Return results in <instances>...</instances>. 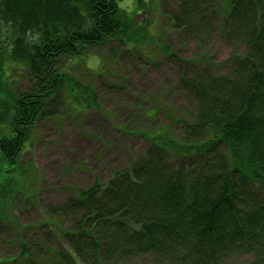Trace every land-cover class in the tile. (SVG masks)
<instances>
[{"label": "trees", "instance_id": "16d2710c", "mask_svg": "<svg viewBox=\"0 0 264 264\" xmlns=\"http://www.w3.org/2000/svg\"><path fill=\"white\" fill-rule=\"evenodd\" d=\"M121 1L0 0V221L30 195L14 180L47 110L62 95L78 110L98 105L96 91L61 72V62L115 39L140 44L132 17L143 0H134L130 14ZM175 1L173 18L184 39L202 37L219 19L215 0ZM225 4L218 30L232 50L225 62L206 65L165 50L184 94V116L140 134L141 157L106 183L77 190L36 224L46 261L32 260L27 240L0 264L143 257L154 264H231L244 256L264 264V0ZM3 59L25 70V90L7 89Z\"/></svg>", "mask_w": 264, "mask_h": 264}, {"label": "rangeland", "instance_id": "374dc122", "mask_svg": "<svg viewBox=\"0 0 264 264\" xmlns=\"http://www.w3.org/2000/svg\"><path fill=\"white\" fill-rule=\"evenodd\" d=\"M214 4L219 19L202 31V37L184 39L173 18L178 12L175 0H143L132 17L134 30L141 36L134 49L115 39L87 49L80 59L61 62V72L96 91L98 105L78 110L62 95L63 100L37 122L27 151L20 158V176L14 180L30 195L0 221L5 224L0 227V258L17 255L20 243L32 240V260L46 261V253L39 252L42 241L36 235V224L45 221L77 190H86L95 181L106 183L115 171L141 157L146 142L140 134L157 133L184 116V94L178 91L176 70L172 61H167L165 50L186 61L206 65L225 62L232 50L218 30L227 7L225 0H215ZM120 7L130 14L137 5L134 0H122ZM219 72L223 74L225 69ZM3 79L11 92L25 90L29 84L25 70L11 68L7 59ZM250 261L251 257L244 256L231 264ZM117 264L154 262L143 257Z\"/></svg>", "mask_w": 264, "mask_h": 264}]
</instances>
